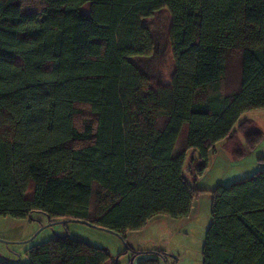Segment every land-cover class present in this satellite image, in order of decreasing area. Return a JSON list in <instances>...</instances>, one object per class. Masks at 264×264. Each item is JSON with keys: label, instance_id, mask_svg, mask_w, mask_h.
Wrapping results in <instances>:
<instances>
[{"label": "trees", "instance_id": "trees-1", "mask_svg": "<svg viewBox=\"0 0 264 264\" xmlns=\"http://www.w3.org/2000/svg\"><path fill=\"white\" fill-rule=\"evenodd\" d=\"M163 10L174 68L158 87L131 60L154 54L142 22ZM260 110L264 0H0V217L40 214L122 241L155 217H188L216 146L237 133L250 152L264 141L239 123ZM190 153L198 155L191 182ZM210 194L203 264H264V167ZM144 254L138 264L165 256L133 260ZM28 258L117 264L69 236L30 248Z\"/></svg>", "mask_w": 264, "mask_h": 264}, {"label": "rangeland", "instance_id": "rangeland-1", "mask_svg": "<svg viewBox=\"0 0 264 264\" xmlns=\"http://www.w3.org/2000/svg\"><path fill=\"white\" fill-rule=\"evenodd\" d=\"M81 13L88 14L89 5L84 6ZM142 23L153 33L156 50L148 59L143 61L132 59L131 62L153 85L167 86L171 81L174 68L172 46L169 39L171 16L166 10H163L155 14L153 18L143 20ZM230 62L233 63L231 70L236 72L237 60L231 59ZM251 118H260L261 121L257 124L261 129H264V110L248 112L240 118L239 122ZM238 135L237 148L245 150L242 136ZM228 144L218 145L216 152L210 154L206 170V172L209 171L207 172L208 176L206 178L197 177V188L206 192L195 200V206L191 209L188 217L177 220L167 216L155 217L140 231L127 233L125 241L111 233L91 228L82 223L58 221L50 224L40 214L35 215L33 221L0 217V261L26 264L29 261L28 251L30 248L48 242L55 236H69L72 239L106 250L112 261H117V264H138V260L146 259L149 254L138 256L133 260L134 253L153 252H162L165 255L159 264H203L202 250L205 233L211 222L212 197L210 192L217 186L226 184V182L219 183L224 182L220 181L221 178L233 177L234 174L223 166L224 163L230 165L228 160L232 146ZM225 145L226 147H224ZM262 153H264V141L254 151L248 152L234 169L243 167L240 170H246L252 162L261 163ZM197 159V154H188L185 175L190 182L192 175H196L197 171L196 165H192L191 162ZM232 180L234 182L238 179Z\"/></svg>", "mask_w": 264, "mask_h": 264}, {"label": "crops", "instance_id": "crops-1", "mask_svg": "<svg viewBox=\"0 0 264 264\" xmlns=\"http://www.w3.org/2000/svg\"><path fill=\"white\" fill-rule=\"evenodd\" d=\"M261 111V110H260ZM245 121H249V122H251L254 126H255V128H257L258 130H260L262 133H264V129H261V127L257 124V123H259L261 120H260V118H251V119H249V120H245ZM239 123H241V122H239ZM258 125V126H257ZM238 134H240L241 136H242V139H243V142H244V145H245V147H246V144H245V141H244V138H243V135L241 134V133H237L236 135H235V137L233 138V139H231V140H226V141H224V142H222V143H220V144H224V143H229L228 145H230V146H232L231 147V152H230V159L228 160V161H230V165H232V166H230V165H228V164H225L224 163V168L227 170V171H229V172H231V173H234L233 174V177H230V176H228L227 178H221V180L220 181H224V182H219V183H225L226 182V184H222V186H227V185H230L231 183H233L232 181V179H238V180H240V179H243V178H246V177H249V176H251L252 175V173L254 174L256 171H258L259 169H260V167H264V153H262L261 154V157H260V159H262V161H261V163H258V161H257V163H255V162H252V163H250L248 166H247V168H246V170H240L241 168H243V167H237L236 169H234V167L236 166V164L239 162V161H241V160H243V158L242 159H237L236 160V156L235 155H237L239 152H246V155H247V153L248 152H250V151H247V147H246V149L244 150V149H239V148H237V145H238V143H239V140H238ZM262 143V142H261ZM260 143V144H261ZM220 144H218V145H220ZM260 144L257 146V148L260 146ZM217 145V146H218ZM217 146H216V148H217ZM224 147H226V145L224 146ZM254 151V150H253ZM214 152H216V150L214 151ZM252 152V151H251ZM212 166H214V165H212ZM239 166V165H238ZM245 168V167H244ZM210 170V169H209ZM235 170V171H234ZM249 171H251V172H249ZM207 172H209V171H207ZM206 172V175H204L203 176V178H206V176H208V174L209 173H207ZM241 177V178H240ZM237 181V180H236ZM235 182V181H234ZM230 183V184H229ZM219 185V184H218ZM195 201L193 202V204H192V207H191V209L195 206ZM190 213H191V210H190ZM189 213V214H190ZM189 216V215H188ZM106 264H111L110 263V261H108V262H106Z\"/></svg>", "mask_w": 264, "mask_h": 264}]
</instances>
